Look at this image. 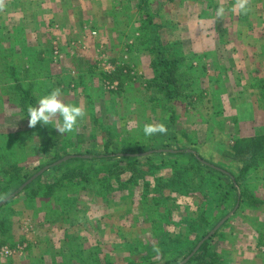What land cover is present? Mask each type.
Masks as SVG:
<instances>
[{
    "label": "rangeland",
    "instance_id": "374dc122",
    "mask_svg": "<svg viewBox=\"0 0 264 264\" xmlns=\"http://www.w3.org/2000/svg\"><path fill=\"white\" fill-rule=\"evenodd\" d=\"M146 2L5 0L0 198L12 170L34 174L0 206V264H164L162 256L187 251L224 209L218 196L204 208L206 190L192 172L188 186L173 181L174 169L190 163L162 167L170 162L163 154L133 170L115 155L136 147L144 161L180 147L204 165L239 174L227 149L237 138L264 135V0H251L247 15L233 10L235 0ZM219 7L226 10L221 19ZM162 56L179 58L183 73L168 97L153 82ZM16 83L30 89L34 106L60 88L65 103L83 105L86 116L74 133L59 134L55 122L29 128ZM155 123L167 134L145 137L143 125ZM106 152L111 161L95 164L89 181L51 171L65 157ZM55 154L65 156L50 163ZM39 176L42 184L60 183L53 198L43 196ZM233 186L246 197L203 240L224 264H264V157Z\"/></svg>",
    "mask_w": 264,
    "mask_h": 264
},
{
    "label": "trees",
    "instance_id": "16d2710c",
    "mask_svg": "<svg viewBox=\"0 0 264 264\" xmlns=\"http://www.w3.org/2000/svg\"><path fill=\"white\" fill-rule=\"evenodd\" d=\"M147 0H145L146 2ZM147 3V2H146ZM181 61L179 58H170L162 56L157 60L156 63V72H157V78L153 79V82H158L161 89H164L163 92L165 93L166 97H168L169 94V86L176 84L178 80H182L183 73L180 71V64ZM11 69V73L14 76L16 67L13 65ZM259 84H261V81H259ZM15 89L16 91H20L19 93V106L22 107V111L27 113L28 106H34L35 105V99L32 96L30 89H24L22 87V84L16 83ZM178 151L175 152H167V153H156L155 155L147 156L144 158V161H142L141 156L139 154L143 153V150H140L136 147H130L126 150V153L124 155H115L116 157H120L121 161L120 163H125L130 167H133V170L136 169L139 165H148L153 162V156L157 155H165L167 158H169L170 162H164L162 161L161 164H159L162 167H165L168 165V167L171 169H174V165H177L176 163L178 161H183L184 163H190L192 168L186 169V171H178L174 169V173L176 176V180L173 181H182V184L187 185L189 184V181H193L190 179V174L188 172H192V174L200 181V185L198 188H205L203 190H206V192L202 193V201L204 204V208L208 204H210V201L216 200V197H221L223 201H225L224 209H222L220 215L217 219H214V221L209 224V228L203 229L201 231V234H199L195 239L192 240L191 246L188 248L187 251L178 253L177 256H175L172 259H166L162 256L161 260H164V264H176L184 259H186L193 251V249L198 245L200 241L203 240L204 236L222 219L227 215V211L230 207L233 208L238 200L242 202L243 198H245V190L242 191L240 195H237L235 193V189L233 184L237 183L240 185V180L243 179V177L246 175V172L249 171L252 166L255 164L258 158L264 157V135H256L251 137H241L237 138L233 141V143L229 146L227 149V156H230L231 158H234V160L240 165V171L239 174L234 177L229 172H224L223 168L214 165H204L199 158H197L193 153L186 152L184 149L178 147ZM130 154V155H127ZM65 155L61 156L58 154H55L52 156V159L50 160V163H54L64 157ZM111 154L110 153H104V155L98 154L90 156V158L83 157V155L80 156H74L67 161H64L57 166L51 167V171L55 172L56 174L58 172L63 173L65 175H69V178H78L81 181H89V170L95 166V164L98 163H104L107 164L111 161ZM172 163V164H171ZM42 167L37 166L35 170H40ZM167 168V167H166ZM6 174V173H5ZM34 174V173H33ZM33 174L30 173H23L17 170H12V173H10V177L8 178L9 185L4 187L3 191L5 196L0 198V201L4 198H6V195H10L14 193L23 183H25L30 177H32ZM205 176H208L207 178H204ZM39 176L35 182H38V187H40L41 190L45 189L44 197L51 199L53 198L54 192L57 190V187H60V183H55L52 185H45L40 182ZM225 179L227 180V183H225ZM189 180V181H188ZM160 181V180H159ZM34 182V183H35ZM32 183V184H34ZM181 182H176V184H179ZM28 185L24 188V191L30 189L31 185ZM146 188L148 186V183H145ZM188 186V185H187ZM162 185L158 184V187L156 188V191L159 192L158 189H161ZM194 188V187H193ZM243 189V188H242ZM192 189L188 190L186 194L192 192ZM156 192V193H157ZM196 192V191H195ZM157 198V197H155ZM168 200V199H167ZM155 204L159 205L160 202L158 199H154ZM11 202V201H10ZM163 203L166 204V199L163 201ZM169 208V207H167ZM166 208V209H167ZM189 209V208H188ZM200 209H203V206L200 207ZM204 210L202 214H204ZM157 223L156 219H153V223ZM217 236V233H215ZM169 237V235H168ZM159 260V261H161ZM194 262H197L198 264H224V262L221 260L220 256H217L214 252L210 250V243L209 240H204L202 244L199 246L197 251L190 257L188 261H186L184 264H192Z\"/></svg>",
    "mask_w": 264,
    "mask_h": 264
},
{
    "label": "clouds",
    "instance_id": "9594fccd",
    "mask_svg": "<svg viewBox=\"0 0 264 264\" xmlns=\"http://www.w3.org/2000/svg\"><path fill=\"white\" fill-rule=\"evenodd\" d=\"M251 0H235L233 10L239 14L247 15L251 10ZM5 7V0H0V11ZM225 8L219 7L216 11L217 19L225 15ZM28 127L35 128L37 124L41 126L53 125L54 129L61 135L74 133L79 126V121L86 116V109L83 105H73L65 103L62 98V90L56 88L49 94L42 96L36 106H28ZM145 137H152L157 134L166 135L167 126L163 123L145 124L142 128ZM154 251L159 252L158 248Z\"/></svg>",
    "mask_w": 264,
    "mask_h": 264
},
{
    "label": "water",
    "instance_id": "95a60500",
    "mask_svg": "<svg viewBox=\"0 0 264 264\" xmlns=\"http://www.w3.org/2000/svg\"><path fill=\"white\" fill-rule=\"evenodd\" d=\"M69 158H72V156L71 157H65V158H63L62 160H60L58 163H56V164H60V163H62V162H64V161H67ZM46 168H44V169H42L41 171H39V173H42L44 170H45ZM38 173V174H39ZM37 176H35V177H33L32 179H35ZM26 185V183L24 184V185H22V187H21V189L24 187ZM15 195V193L13 194V195H11V196H9V197H7L6 199H4L3 201H1L0 202V206L1 205H3V204H5L7 201H9L10 200V198L11 197H13ZM227 219V217H225L217 226H216V228H215V230H217L223 223H224V221ZM205 240V239H204ZM204 240H202V241H200L199 243H198V245L196 246V248L193 250V252L184 260V261H182L181 263H179V264H184L186 261H188L189 259H190V257L197 251V249L199 248V246L202 244V242L204 241Z\"/></svg>",
    "mask_w": 264,
    "mask_h": 264
},
{
    "label": "built area",
    "instance_id": "2783aa9c",
    "mask_svg": "<svg viewBox=\"0 0 264 264\" xmlns=\"http://www.w3.org/2000/svg\"><path fill=\"white\" fill-rule=\"evenodd\" d=\"M2 252H5L6 254H9V253H10V251H9L8 249H6V248H4V249L2 250Z\"/></svg>",
    "mask_w": 264,
    "mask_h": 264
}]
</instances>
